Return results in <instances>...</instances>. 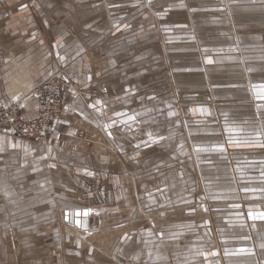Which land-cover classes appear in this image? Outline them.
<instances>
[{
    "label": "crops",
    "instance_id": "crops-1",
    "mask_svg": "<svg viewBox=\"0 0 264 264\" xmlns=\"http://www.w3.org/2000/svg\"><path fill=\"white\" fill-rule=\"evenodd\" d=\"M0 42V105L17 104L31 120L34 86L48 75L64 85L63 111L45 137L0 130V264H71L73 238L87 243L98 234L79 183L114 170L131 176L121 142L130 137L128 165L136 164L137 135L152 149L154 133L168 132L169 103L184 143L211 157H194L208 238L190 260L264 264V0H0ZM95 69L106 90L79 98L75 90L93 86ZM154 70L160 112L151 108ZM84 126L105 135L109 149L74 152L73 135ZM133 208L125 201L111 211L120 217ZM71 211H87V230L65 220ZM117 230L105 245H120ZM165 255L164 264L182 258Z\"/></svg>",
    "mask_w": 264,
    "mask_h": 264
},
{
    "label": "rangeland",
    "instance_id": "rangeland-1",
    "mask_svg": "<svg viewBox=\"0 0 264 264\" xmlns=\"http://www.w3.org/2000/svg\"><path fill=\"white\" fill-rule=\"evenodd\" d=\"M154 43H159L158 38L154 39ZM155 58L156 55L153 58V68L160 65V59ZM136 65L137 67L144 65V57L140 53L136 55ZM102 72L95 69L91 83L93 86L76 89V95L86 100L95 98L106 90V84L100 76ZM156 73L154 70L152 81L154 99L151 108L153 112H160L161 103L156 101V97L162 93V88L157 83L160 77ZM142 74L144 70H138V79H141ZM50 76L56 78L64 90L59 77L57 75L47 77ZM167 87L168 93L165 95L170 97L173 88L170 85ZM168 106L170 111L168 132H164L162 139L160 136L156 137L154 133L152 149L143 142V135H137L136 164L128 165V158L130 154L131 158L133 157L134 150V147L131 150L129 148L130 137L128 141L121 142L122 154L118 156L124 168L133 170L131 176L124 175L123 172L120 176L116 170L110 171L112 168L109 166L106 170L110 172L105 179H88L79 183L78 200L92 215L95 227L93 231L98 234L92 240H88V244L81 243L70 234L73 246L69 244L68 248L75 255L71 264H164L160 260L163 254H166L165 256L176 254L175 256L182 257L179 261L167 264H193L190 259L198 257L200 247L205 244V238H208V227L203 209L206 201L200 190L201 177L194 157L197 161L201 158L202 162H207L211 157L209 151L199 152L188 148L186 142L181 139L182 128L177 126L175 119L177 106L173 103H169ZM137 108L139 115L140 109ZM62 111L63 96L60 115ZM105 144H108L109 149L110 142L105 135L85 126L78 127L72 139V149L76 153L97 155L98 148H104ZM111 161L112 159L108 162ZM125 201L134 208L130 209V212L122 213L120 217L113 215L111 211L113 207L121 208ZM119 226L120 245L114 247L105 245L109 239L111 241L119 234L117 230ZM146 242L150 245H146Z\"/></svg>",
    "mask_w": 264,
    "mask_h": 264
},
{
    "label": "built area",
    "instance_id": "built-area-1",
    "mask_svg": "<svg viewBox=\"0 0 264 264\" xmlns=\"http://www.w3.org/2000/svg\"><path fill=\"white\" fill-rule=\"evenodd\" d=\"M5 57V48L0 42V68ZM32 94L37 102L36 116L26 120L19 105H0V130L6 129L24 140L40 139L52 131L62 109L61 83L54 77H46L34 86Z\"/></svg>",
    "mask_w": 264,
    "mask_h": 264
},
{
    "label": "water",
    "instance_id": "water-1",
    "mask_svg": "<svg viewBox=\"0 0 264 264\" xmlns=\"http://www.w3.org/2000/svg\"><path fill=\"white\" fill-rule=\"evenodd\" d=\"M87 215V211H71L65 214V220L85 231L87 230Z\"/></svg>",
    "mask_w": 264,
    "mask_h": 264
},
{
    "label": "snow or ice",
    "instance_id": "snow-or-ice-1",
    "mask_svg": "<svg viewBox=\"0 0 264 264\" xmlns=\"http://www.w3.org/2000/svg\"><path fill=\"white\" fill-rule=\"evenodd\" d=\"M208 63H211L212 61L211 60H209V61H207ZM262 218H264V217H262Z\"/></svg>",
    "mask_w": 264,
    "mask_h": 264
},
{
    "label": "bare ground",
    "instance_id": "bare-ground-1",
    "mask_svg": "<svg viewBox=\"0 0 264 264\" xmlns=\"http://www.w3.org/2000/svg\"><path fill=\"white\" fill-rule=\"evenodd\" d=\"M80 148V147H79ZM78 231V230H77Z\"/></svg>",
    "mask_w": 264,
    "mask_h": 264
}]
</instances>
